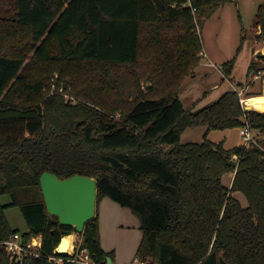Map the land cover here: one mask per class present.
I'll return each instance as SVG.
<instances>
[{"label":"trees","instance_id":"obj_1","mask_svg":"<svg viewBox=\"0 0 264 264\" xmlns=\"http://www.w3.org/2000/svg\"><path fill=\"white\" fill-rule=\"evenodd\" d=\"M235 1L0 0V196L12 198L0 204V242L20 233L9 207L27 223L24 244L42 237L39 256L20 264L75 257L56 252L76 229L48 213L45 172L95 178L97 204L110 198L137 215L136 258L147 264H264V112L244 110L236 90L194 112L179 97L203 52L200 16ZM255 27L264 40V1ZM262 72L249 68L253 78ZM245 125L260 133L257 144L226 149L207 135L182 143L188 128ZM228 173L231 187L223 183ZM81 249L94 264L108 257L115 264V252L102 246L98 210ZM0 264H15L1 246Z\"/></svg>","mask_w":264,"mask_h":264},{"label":"rangeland","instance_id":"obj_2","mask_svg":"<svg viewBox=\"0 0 264 264\" xmlns=\"http://www.w3.org/2000/svg\"><path fill=\"white\" fill-rule=\"evenodd\" d=\"M263 1L236 0L220 6L211 15L200 16L197 22V31H199L201 38L203 52L200 55L198 66L186 76L179 92V97L187 111H197L216 101L229 90L243 91V98L253 97L257 94L263 95L264 72L258 73L257 79L249 75V68L253 63L264 66V59L258 56L259 52L255 53L256 46L258 47L261 41L256 36L258 29L255 27V13ZM238 50L240 51L238 52ZM261 52L264 56V49ZM32 54L31 52L28 55V61L32 60ZM234 58L236 60L232 74L226 77L224 73L225 64ZM144 85L147 86V83ZM55 92L53 88L52 95ZM62 92L60 91V93ZM63 95L67 101L73 104L78 101L77 98L69 94ZM251 110L264 112L257 109ZM253 133L256 138L254 144H257V141L262 137L256 130ZM205 135L216 143H223L226 149H232L245 143L240 134V128L208 132L204 126H199L187 129L182 137L184 141L200 142L204 140ZM172 148V146H165L166 150ZM231 175L228 173L223 177L225 185H229ZM235 195L243 207L248 206V201L243 193L238 192ZM11 200L12 198L8 195L0 196V204L2 205L11 203ZM102 201L97 204L96 215L97 210L98 213L100 211ZM109 204L113 205L112 209H110ZM114 206H116V210ZM5 213L13 229L19 230L21 234L28 230L19 207H9ZM100 215L102 246L111 252H115V254L117 253L119 260L116 259L115 264H133L134 258L137 256V246L142 239L138 216L130 209L122 208L109 198L108 201H104ZM69 237L73 240V247L68 251V255L75 254L74 259H71L73 262L71 264H93L86 256L87 251L81 249L83 233L74 232ZM39 238L40 236L36 237L33 243L39 244ZM33 239L29 242H32ZM63 263V260L60 259L52 260V264Z\"/></svg>","mask_w":264,"mask_h":264},{"label":"water","instance_id":"obj_3","mask_svg":"<svg viewBox=\"0 0 264 264\" xmlns=\"http://www.w3.org/2000/svg\"><path fill=\"white\" fill-rule=\"evenodd\" d=\"M258 56H262L261 51ZM40 185L48 213L58 217L61 225L74 227L79 234L84 233L86 223L96 217L97 180L82 175L60 179L54 173L45 172L40 177ZM69 247V236H63L56 252L69 254ZM107 264H113L110 257Z\"/></svg>","mask_w":264,"mask_h":264},{"label":"built area","instance_id":"obj_4","mask_svg":"<svg viewBox=\"0 0 264 264\" xmlns=\"http://www.w3.org/2000/svg\"><path fill=\"white\" fill-rule=\"evenodd\" d=\"M236 91H238V90H236ZM238 93L240 95L241 104H242L244 110H247V108L245 107V98L242 97L243 91H238ZM253 131L254 130L252 128H250L248 125H245V126L240 128V134L244 138V141H245L244 145L245 146H248V145L256 142V138H255ZM35 240H36V238H34L32 240V242H28L27 244H24L22 234L17 233V234H14L13 236H11L8 240L0 242V246L4 247L6 252L9 254L11 262H13L15 264H20V263H23L24 259L29 255L36 256V257L39 256L38 250L42 245V238L40 236L39 244H37L36 242L34 244L33 242ZM84 251H86V250H84ZM86 256L88 259H90L87 254H86ZM56 259H59V258L51 257L50 261L52 262V260H56ZM60 260H62V259H60ZM133 264H147V263L140 260V259H135Z\"/></svg>","mask_w":264,"mask_h":264},{"label":"crops","instance_id":"obj_5","mask_svg":"<svg viewBox=\"0 0 264 264\" xmlns=\"http://www.w3.org/2000/svg\"><path fill=\"white\" fill-rule=\"evenodd\" d=\"M257 12V11H256ZM256 14V13H255ZM258 29V31H257V35L260 33V28H257ZM256 35V36H257ZM260 46V47H259ZM258 47L256 46V50H255V53L256 52H259V51H262V49H264V40H261L260 41V45H259ZM200 66H201V64H200ZM202 67V66H201ZM262 74V73H261ZM258 78V75L254 78V79H257ZM147 85H149V84H147ZM205 127V126H204ZM206 128V127H205ZM188 129H192V128H188ZM207 129V128H206ZM187 130V129H186ZM185 130V131H186ZM185 131H184V133H185ZM183 133V134H184ZM190 140V139H189ZM210 140V139H209ZM203 141V140H202ZM189 142H196V141H184V139H183V137H182V143H189ZM201 142V141H200ZM197 143H199V142H197ZM228 149V148H227ZM232 175H231V180H230V182H229V185H226L227 187H231V185H232V182H233V179H234V173H231ZM236 196V195H235ZM110 199V198H109ZM247 199V198H246ZM104 201H108V198H105V199H103V201H102V203H101V205H100V211H99V217H101V209H102V206H104ZM113 201V200H112ZM116 203V202H115ZM118 204V203H117ZM110 205V209H112L113 208V205L112 204H109ZM119 205V204H118ZM105 206H107V205H105ZM114 208H115V210H116V206H114ZM123 208V207H122ZM129 209V208H128ZM9 221V220H8ZM101 219H100V227H101ZM140 225H141V223H139V227H140ZM142 232V231H141ZM142 237H143V233H142ZM141 241H142V239H141ZM141 241H140V243H141ZM140 243L138 244V246H137V250H138V248H139V246H140ZM103 248H104V250L105 251H107V252H111V251H109L108 249H106L104 246H103ZM137 252V251H136ZM116 259H118L119 260V257L117 256V253H116ZM136 258H134V260H135Z\"/></svg>","mask_w":264,"mask_h":264},{"label":"bare ground","instance_id":"obj_6","mask_svg":"<svg viewBox=\"0 0 264 264\" xmlns=\"http://www.w3.org/2000/svg\"><path fill=\"white\" fill-rule=\"evenodd\" d=\"M245 105L250 108V109H257L260 111H264V92L263 95L261 96H253V97H249V98H245ZM69 241H70V247L68 249V251L71 250V248L73 247V240L69 237Z\"/></svg>","mask_w":264,"mask_h":264}]
</instances>
